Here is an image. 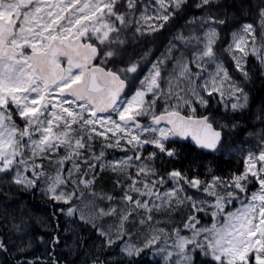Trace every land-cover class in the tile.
<instances>
[{"label": "snow or ice", "instance_id": "snow-or-ice-1", "mask_svg": "<svg viewBox=\"0 0 264 264\" xmlns=\"http://www.w3.org/2000/svg\"><path fill=\"white\" fill-rule=\"evenodd\" d=\"M257 78L264 0H0V264H264Z\"/></svg>", "mask_w": 264, "mask_h": 264}, {"label": "trees", "instance_id": "trees-1", "mask_svg": "<svg viewBox=\"0 0 264 264\" xmlns=\"http://www.w3.org/2000/svg\"><path fill=\"white\" fill-rule=\"evenodd\" d=\"M240 19H241L242 23L243 22H250V23H253L255 26L258 27L259 21L254 14L246 12L245 14H243L240 17ZM163 39H164L163 36H159L158 39H155V43L152 45L153 48L160 47ZM249 87L251 89L252 95L255 97L256 104L258 106L261 99L264 98V81H261L258 78L254 79V82L251 83L249 85ZM237 159H238V157L225 156V157L221 158V160H220L221 167H224V168L231 167L236 163ZM41 251H42V249H41ZM153 260H154V258L152 257L151 254H149L147 257L144 258V264H153ZM161 264H163L162 260H161Z\"/></svg>", "mask_w": 264, "mask_h": 264}, {"label": "rangeland", "instance_id": "rangeland-1", "mask_svg": "<svg viewBox=\"0 0 264 264\" xmlns=\"http://www.w3.org/2000/svg\"><path fill=\"white\" fill-rule=\"evenodd\" d=\"M254 26H255V25H254ZM256 27H257V26H256ZM257 28H258V27H257ZM116 155L119 156L120 153L117 152ZM226 156H227V155H226ZM228 157H229V156H228ZM99 186H110V180L108 179V177H105L104 180H102V181L100 182V185H99ZM157 219L164 220V219H166V217H164V216H159V217H157ZM156 259H161V260H162V258H156ZM162 262H163V261H162Z\"/></svg>", "mask_w": 264, "mask_h": 264}, {"label": "flooded vegetation", "instance_id": "flooded-vegetation-1", "mask_svg": "<svg viewBox=\"0 0 264 264\" xmlns=\"http://www.w3.org/2000/svg\"><path fill=\"white\" fill-rule=\"evenodd\" d=\"M155 39H158V37H156ZM162 50V49H161Z\"/></svg>", "mask_w": 264, "mask_h": 264}]
</instances>
